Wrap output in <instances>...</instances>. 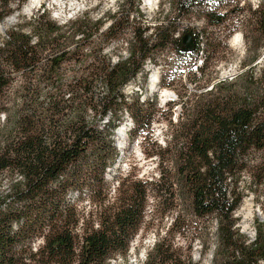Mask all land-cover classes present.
Here are the masks:
<instances>
[{
    "label": "trees",
    "instance_id": "obj_1",
    "mask_svg": "<svg viewBox=\"0 0 264 264\" xmlns=\"http://www.w3.org/2000/svg\"><path fill=\"white\" fill-rule=\"evenodd\" d=\"M24 1L0 0V21L14 3ZM210 1L222 0L170 3L182 18ZM251 13L257 35L245 38L256 49L264 45V3ZM46 16L44 10L35 16L31 33L14 26L0 36V100L21 78L12 109L0 103V180L4 174L8 180L7 189L0 190V264H108L125 255L141 223L144 189L136 186L125 199L102 207L96 223L89 212L81 217L78 195L84 186L101 194L104 168L112 158L107 156L113 152L110 136L123 112L130 111L135 123L144 117L131 110L124 86L144 70L147 59L157 64L155 55L166 47L184 54L195 50L181 49L185 30L175 36L171 23L153 25L148 35L151 27L144 25L134 31L126 57L114 63L101 59L94 70L82 59L63 80V63L82 57L78 45L70 44L75 36L86 39L88 19L56 24ZM206 19L221 24L224 14L208 11ZM257 57L256 51L251 60ZM93 75L103 79L102 92L95 91ZM237 78L244 83L237 85ZM203 95L183 122L177 161L181 187L195 215L216 218L211 264H259L264 261V220L255 221L256 235L248 240L235 227L233 212L241 201L236 185L247 167L244 157L264 146V61L258 75L246 69L215 82ZM164 254L157 244L154 261L146 264H165Z\"/></svg>",
    "mask_w": 264,
    "mask_h": 264
},
{
    "label": "rangeland",
    "instance_id": "obj_2",
    "mask_svg": "<svg viewBox=\"0 0 264 264\" xmlns=\"http://www.w3.org/2000/svg\"><path fill=\"white\" fill-rule=\"evenodd\" d=\"M263 3L264 0L210 1L177 18L170 0H152L148 5L144 0H26L20 6L14 3L12 12L0 21V36H4L14 26L31 33L35 16L43 10L47 13L46 19L56 24L86 17V39L75 36L70 44V47L78 45L82 57L76 62L63 63L60 70L63 80L80 66L82 59L94 70L101 65V59L114 63L118 58L126 57L134 31L141 30L144 25L151 27L146 31L148 35L153 25L168 22L176 27L175 33L180 35L185 30L184 33H192L195 42L198 41V47L192 53H179L171 46L161 50L155 55L157 64L147 59L144 70L124 86L122 91L128 105L132 103L131 110L144 117L135 123L130 111L123 112L122 122L110 136L113 152L107 156L112 158L104 168L101 194L92 193L84 186L78 195L76 203L81 217L86 219L89 212L96 223L102 207L125 199L136 186L144 189L141 223L130 238L125 255H116L108 260V264L154 261L157 244L166 253L163 255L165 264H211L217 241L216 218L195 215L177 173L178 156L183 146L182 132L186 129L183 122L196 103H202L207 97L203 92L218 79H229L246 69L258 75L264 61V45L256 49L253 45L249 47L245 35L251 39L257 35L251 27L254 16L251 12ZM208 11L224 14L223 22L210 23L206 19ZM109 28H112L110 32ZM235 34L241 36L237 42H232ZM256 51L258 57L253 61L251 57ZM154 73L159 75L156 91L149 88L152 79L149 78ZM92 80L95 91L102 92L103 79L93 75ZM20 82L21 78L17 76L2 96L1 105L12 109L14 91ZM237 82V85L244 83L238 78ZM162 90L170 92L168 99L161 98ZM126 116L132 120L133 127L117 137L115 130L126 122ZM244 161L247 167L236 185L241 201L233 217L239 233L253 240L255 221L264 220V146L250 150ZM5 175L0 180L1 191L7 189Z\"/></svg>",
    "mask_w": 264,
    "mask_h": 264
},
{
    "label": "bare ground",
    "instance_id": "obj_3",
    "mask_svg": "<svg viewBox=\"0 0 264 264\" xmlns=\"http://www.w3.org/2000/svg\"><path fill=\"white\" fill-rule=\"evenodd\" d=\"M144 2L146 3V5H148L150 2H152V0H144ZM240 35V34H239ZM238 34H235L233 37H232V42H237L238 39L240 38ZM241 36V35H240ZM239 74L238 73H235L231 78H229L228 80L234 78L235 76H237ZM159 75L158 73H154L152 79L150 80V88L152 89H155L156 88V80L158 79ZM219 80H224V79H218L217 81ZM216 82V81H215ZM154 87V88H153ZM161 98L162 99H168L169 96H170V92L166 91V90H162L161 91V94H160ZM128 131V128L125 124L121 125L119 128H118V136L121 137L122 135H125Z\"/></svg>",
    "mask_w": 264,
    "mask_h": 264
},
{
    "label": "water",
    "instance_id": "obj_4",
    "mask_svg": "<svg viewBox=\"0 0 264 264\" xmlns=\"http://www.w3.org/2000/svg\"><path fill=\"white\" fill-rule=\"evenodd\" d=\"M182 43H183V45H182L181 49L183 51H192L195 48V39L190 32H186L182 36Z\"/></svg>",
    "mask_w": 264,
    "mask_h": 264
},
{
    "label": "built area",
    "instance_id": "obj_5",
    "mask_svg": "<svg viewBox=\"0 0 264 264\" xmlns=\"http://www.w3.org/2000/svg\"><path fill=\"white\" fill-rule=\"evenodd\" d=\"M178 35V33H176Z\"/></svg>",
    "mask_w": 264,
    "mask_h": 264
}]
</instances>
